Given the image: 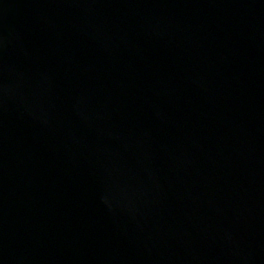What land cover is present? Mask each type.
<instances>
[{"label": "water", "instance_id": "obj_1", "mask_svg": "<svg viewBox=\"0 0 264 264\" xmlns=\"http://www.w3.org/2000/svg\"><path fill=\"white\" fill-rule=\"evenodd\" d=\"M0 264H264V0H0Z\"/></svg>", "mask_w": 264, "mask_h": 264}]
</instances>
